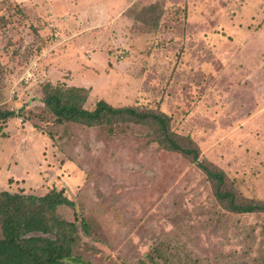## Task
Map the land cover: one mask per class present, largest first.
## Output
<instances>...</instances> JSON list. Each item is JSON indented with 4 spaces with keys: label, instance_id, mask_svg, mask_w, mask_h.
Returning a JSON list of instances; mask_svg holds the SVG:
<instances>
[{
    "label": "rangeland",
    "instance_id": "rangeland-1",
    "mask_svg": "<svg viewBox=\"0 0 264 264\" xmlns=\"http://www.w3.org/2000/svg\"><path fill=\"white\" fill-rule=\"evenodd\" d=\"M97 3L69 8L57 33L46 28L61 70L53 63L48 76L30 71L40 50L22 30L38 13L0 0V109L19 112L0 121V191L62 190L74 207L57 214L75 223L73 254L86 264H264V214L225 210L195 163L154 143L153 128L58 125L40 102L42 85L60 78L89 89L87 110L103 100L162 112L224 173L225 191L264 202V0ZM155 3L159 21L146 26Z\"/></svg>",
    "mask_w": 264,
    "mask_h": 264
},
{
    "label": "trees",
    "instance_id": "trees-1",
    "mask_svg": "<svg viewBox=\"0 0 264 264\" xmlns=\"http://www.w3.org/2000/svg\"><path fill=\"white\" fill-rule=\"evenodd\" d=\"M99 5L97 0H93L91 8L94 10ZM154 5H151L152 9L154 6L157 13L145 21L146 26H149L147 23L157 25L159 21L160 6L157 3ZM10 6L11 11L20 12L15 3L12 2ZM144 12L140 16L145 19L147 13L146 10ZM15 13L9 14L10 17ZM24 21L25 17L23 34H30L35 41L37 39L40 50L47 39L38 35L41 25L37 20L29 24ZM65 83L63 80L53 84L47 81L41 87L40 102L56 124L72 123L86 128H111L124 123L149 126L156 133L154 143L166 151L178 152L195 163L212 184L214 196L225 210L235 214H264V202L239 201L232 193L225 191L224 173L212 164L201 161L192 139L172 132L170 118L164 113L154 110L143 112L133 106L113 107L103 100L97 101L94 109L87 110L84 106L89 89ZM18 113L0 109V121L12 119ZM61 207H74L62 190H51L43 196L0 191V264H86L73 254L78 229L74 222L66 221L57 214Z\"/></svg>",
    "mask_w": 264,
    "mask_h": 264
},
{
    "label": "crops",
    "instance_id": "crops-1",
    "mask_svg": "<svg viewBox=\"0 0 264 264\" xmlns=\"http://www.w3.org/2000/svg\"><path fill=\"white\" fill-rule=\"evenodd\" d=\"M10 2L15 3L16 5L18 4L20 9H24V7H28L30 8L32 11L38 13V16H36L35 18L30 17V16H24L25 17V24H29V22H35L37 20V23L41 26H39V30H38V34L40 37L44 38L45 35V30L46 28H51V30H54V32L57 33V30L59 31V19L61 17V15H64L67 13L68 9L71 8L72 6H76L77 8V12H82L84 9L86 8H91V5H89V0H85V4H82L80 7L77 6V4H75V0H53L50 2L48 0L47 3L45 2V0H38V4H31V2L28 3H24L23 5H20L19 3H17L16 0H9ZM33 2H36V0H32ZM92 3V1H90ZM27 5V6H25ZM89 5V6H88ZM92 9V8H91ZM44 12V13H43ZM67 20V24L65 26H67V29H74V25L72 26V24H74V16H67L66 17ZM48 25V26H46ZM81 28H83V30H87L88 29V22L85 19L81 25ZM24 37H28V35L23 34ZM52 35V34H51ZM54 36L52 35V41L49 42L44 41L45 45L40 49L39 54H37V61L35 63V68L32 69V67L30 68V71H40L44 74H47L49 76V74L51 73L52 70H50L51 65H53V63H55V67L56 70H60V68H58L57 63L58 60L55 59V57L52 58V56H47V54L53 50L56 46L57 42V38L56 40H54ZM55 41V42H54ZM52 55V54H51ZM73 56L70 58L72 59ZM55 60V61H54ZM47 63V64H46ZM32 64V63H31ZM54 67V65L52 66ZM57 76H58V71H57ZM70 78V77H69ZM60 81V78L57 80ZM67 83V82H66ZM68 84V83H67Z\"/></svg>",
    "mask_w": 264,
    "mask_h": 264
}]
</instances>
